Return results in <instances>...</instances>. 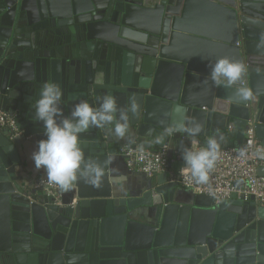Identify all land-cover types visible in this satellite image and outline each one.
<instances>
[{
    "label": "water",
    "instance_id": "1",
    "mask_svg": "<svg viewBox=\"0 0 264 264\" xmlns=\"http://www.w3.org/2000/svg\"><path fill=\"white\" fill-rule=\"evenodd\" d=\"M225 56L247 66L240 83L253 100L208 78ZM46 81L61 87L64 116L106 93L122 108L135 97L129 127L153 150L182 151L230 124L243 138L248 121L264 141V0H0V111L16 113L35 146L44 135L32 103ZM191 122L199 135L183 131ZM106 131L81 135L85 160L113 154ZM19 164L0 129V264H264V207L252 200L187 198L165 173L118 197L110 165L100 187L81 179L55 198L20 186Z\"/></svg>",
    "mask_w": 264,
    "mask_h": 264
},
{
    "label": "clouds",
    "instance_id": "2",
    "mask_svg": "<svg viewBox=\"0 0 264 264\" xmlns=\"http://www.w3.org/2000/svg\"><path fill=\"white\" fill-rule=\"evenodd\" d=\"M247 66L229 57H219L210 62V72L207 74L212 83L218 87L233 88V94L239 101L247 102L254 99L253 92L240 84ZM96 83H104L103 72L96 75ZM62 89L54 81L44 82L33 100L34 119L43 124L44 138L37 141L31 159L37 170L43 169L48 182L55 185L61 192H69L73 185L83 179L93 187H100L105 177V168L111 165L114 157L105 159L103 165L95 160H85L81 145V135L92 127H104L117 139H124L129 129V113H135L138 105L135 97H129L127 107L118 106L114 95L106 93L98 100L97 106L90 105L87 100L76 102L68 116L61 109ZM111 125L112 127H108ZM180 129L170 127L168 132L174 134ZM187 135L197 136L202 131L198 123L184 127ZM223 137L210 136L206 146L194 149L185 147L181 152L183 161L182 172L196 184L209 182V174L214 169L220 157V140ZM252 148L250 141L239 149L238 155L247 157ZM258 159H264V147H256L251 153ZM112 185L116 191H123L128 177L118 169L113 168Z\"/></svg>",
    "mask_w": 264,
    "mask_h": 264
},
{
    "label": "built area",
    "instance_id": "3",
    "mask_svg": "<svg viewBox=\"0 0 264 264\" xmlns=\"http://www.w3.org/2000/svg\"><path fill=\"white\" fill-rule=\"evenodd\" d=\"M240 84L244 85V81ZM0 128L9 129L13 135L21 131L17 127L16 113L0 111ZM252 142L247 157L238 155L239 149ZM206 145L192 141L190 147L199 149ZM256 147H264V141L258 139L254 133L252 121L246 123L243 130V143L239 146L221 147L220 157L212 172L209 182L204 185L196 184L180 168L175 173H169L173 161L181 158L178 149L164 146L153 150L139 144L127 145L121 148L123 162L128 170H134L147 176L165 173L170 182H176L179 187L189 190L194 194H203L214 199L215 203L234 199L241 202L252 200L257 206L264 207V174L259 173L264 168V159L251 155ZM182 159V158H181ZM32 191L42 192L59 197L58 188L47 179L37 177L32 182Z\"/></svg>",
    "mask_w": 264,
    "mask_h": 264
},
{
    "label": "crops",
    "instance_id": "4",
    "mask_svg": "<svg viewBox=\"0 0 264 264\" xmlns=\"http://www.w3.org/2000/svg\"><path fill=\"white\" fill-rule=\"evenodd\" d=\"M129 129L130 131L124 139H117L114 134L110 133L109 131L105 132L104 137L108 148H112L114 151L113 154L110 155V157H114V159L112 160L109 169V180L111 187L114 190V194L118 197L137 195L140 192H143L144 190L149 188V185L152 183V181H154L157 176H147L143 173L134 170H128L126 168L121 155V148L132 144H139L142 146L144 144V140L137 137L133 129H131L130 127ZM210 136H222L223 139L219 141L221 147L239 146L243 143V138L237 136L235 127L232 124H230L229 127L225 128V130L223 131L211 133L209 136L199 137L197 139V142L199 144L206 145V141ZM13 140L16 143L17 151L20 157V164L17 167L16 173L18 176L21 177L20 180H18V184L24 187L26 190L32 191V182L35 178L42 177L47 179L45 173L43 172V169H35L34 163L31 159V153L35 150L36 146L33 142L25 141L22 136V132L17 135H13ZM113 168L118 169L121 173L126 174L128 177L127 184L123 191H116L112 185ZM180 168H183V161L181 158L171 163L169 173H175ZM179 188L181 189L182 195L187 198L192 194V192H190L189 190L183 189L181 187Z\"/></svg>",
    "mask_w": 264,
    "mask_h": 264
}]
</instances>
